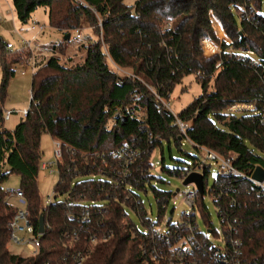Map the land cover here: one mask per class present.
Listing matches in <instances>:
<instances>
[{
    "label": "trees",
    "instance_id": "obj_1",
    "mask_svg": "<svg viewBox=\"0 0 264 264\" xmlns=\"http://www.w3.org/2000/svg\"><path fill=\"white\" fill-rule=\"evenodd\" d=\"M11 3L23 24L33 11L44 7L49 25L62 34L70 33L71 38L74 30L92 27L97 37L80 40L78 50L84 53L78 58L67 54L70 38L50 45L58 55L45 61L34 58L28 112L9 129L3 125V99L15 72L12 65L19 58L3 57L1 52L7 50L0 36V264H61L67 252L76 248L89 251L83 264H186L147 260V253L159 244L150 237L149 226L161 220L147 217L137 191L152 189L159 212H164L171 192L152 184L156 179L152 156L163 149L164 141L182 144L174 114L158 97L167 100L174 85L194 74L202 92L177 114L189 123V141L196 148L205 146L230 157L246 175L256 166L264 168V0ZM239 12L250 15L242 18ZM217 20L230 43L216 36H223ZM202 37L220 43L223 52L205 56ZM248 52L253 53L255 65L249 63ZM123 68H130L131 74L120 75L117 70ZM234 103H253L254 109L227 113ZM222 117H228V123ZM44 133L59 140L64 153L54 200L48 206L42 204L37 187ZM128 149L136 152L135 159L125 183L112 188L110 183L123 176L120 170ZM72 160L75 168L68 171ZM207 172L205 165L204 185ZM11 174L19 177L18 188L35 231L39 216L44 217L41 246L34 255L16 254L8 246L9 222L16 207L8 200L4 182ZM208 192L221 234L241 241L240 264H264V196L258 187L244 177L218 174ZM127 207L137 213L143 229L129 217ZM196 209L214 234L203 197ZM73 235L86 245L73 242ZM91 235L103 239L92 243ZM210 246L202 247L200 264H211Z\"/></svg>",
    "mask_w": 264,
    "mask_h": 264
},
{
    "label": "rangeland",
    "instance_id": "obj_2",
    "mask_svg": "<svg viewBox=\"0 0 264 264\" xmlns=\"http://www.w3.org/2000/svg\"><path fill=\"white\" fill-rule=\"evenodd\" d=\"M8 1L10 0H0V7L2 9L3 16L0 20V36L5 43L10 42L14 47L11 49L12 52H1V54L7 60L19 58V61L12 65L15 72L14 75L9 79L8 85L6 87V94L3 99V125L6 128L12 129L20 121L22 117L21 111L27 109L30 103V84L33 71L31 59L28 57L33 55L36 61H45L52 55H58V53L52 52L50 45L52 43L63 41L64 34L49 25L47 9L44 7H39L33 11L30 19L24 24L19 22L15 17L11 19ZM134 1L135 0H124L126 4H133ZM239 14L241 15L240 12ZM247 14L249 15L250 13ZM211 16H213V14H211ZM35 22L44 27V30L38 33L36 36H34V29L31 28ZM220 29L222 35L224 36H221V38L226 43H230V40L225 37V33L221 27ZM80 32H82L85 37L88 36L90 39H92V37H97L92 27L81 28ZM73 36L74 33H72L70 40L67 41V54L78 58L84 52L82 50H78L80 40L74 39ZM216 36L218 37L217 33ZM22 40H29L31 42V52L27 51L29 52L27 58L25 57V52L14 53L15 49H19L23 45ZM252 57L255 58L254 56ZM117 71L120 75L131 74L130 68H123ZM1 74L2 72L0 63V80ZM201 92L202 89L200 84L195 80V75L191 73L184 76L181 83L174 85L169 98L164 100L169 103L170 111L174 114H178L187 104L193 100L194 97L198 96ZM7 111H12L9 118H6ZM228 121V117H222V122L228 123ZM43 135L44 136L42 137L41 142V161H54L55 158L53 156L52 138L49 134L44 133ZM262 156L264 158V155ZM152 157L156 162L155 168L153 170L156 179L153 180L154 183L152 184H154V186L160 191L171 192V195L166 209L161 214L159 212L158 203L152 189L148 188L146 192L139 190L137 192L142 201V205L147 212V217H149L151 220H156L157 217H160L162 224L167 221H178L182 217V212L188 208V205L183 199V195L192 187L191 185H184L182 183V178L173 174L172 171L195 166L194 163L198 159L202 158V151L194 147V145L187 139H183L180 146L176 145L173 141L170 143L164 141L163 149H157L154 151ZM204 165L208 166V172L206 175V183L204 185L205 194L203 196V202L206 206V212L208 213L207 220L212 223V228L216 230L214 234L209 232V235L211 239H214V242L221 244V225L216 211V206L208 192L219 173V169L210 161H207ZM57 181L58 174L55 164H53L51 168L48 167L46 170L41 169L39 171L37 177V187L42 204L45 203L49 196H52V192ZM4 187L17 189L19 187V177L16 174H11L4 182ZM176 189H179V192L176 193ZM8 200L13 206L17 208L23 207L18 202V199L14 196H9ZM126 212L133 222L137 224L140 229H143L137 213L129 207H127ZM196 219L199 229L206 233L208 231V223L198 210ZM8 246L9 249L16 254L27 255L28 253L22 245H14L9 243Z\"/></svg>",
    "mask_w": 264,
    "mask_h": 264
},
{
    "label": "built area",
    "instance_id": "obj_3",
    "mask_svg": "<svg viewBox=\"0 0 264 264\" xmlns=\"http://www.w3.org/2000/svg\"><path fill=\"white\" fill-rule=\"evenodd\" d=\"M250 15V14H249ZM245 13V15H241L242 18H247L249 16ZM213 25V24H212ZM98 26L101 27V22L98 23ZM220 26V24H219ZM221 27V26H220ZM32 29H36L38 32L43 30V26L39 25L35 22L32 26ZM214 28V26H213ZM215 30V29H214ZM74 39L76 40H85L88 41L90 38L88 36H84L80 29L74 30ZM219 40L224 41L221 37ZM23 45L19 49H15L14 53L19 52H31V42L29 40H22ZM229 43V42H228ZM200 46L205 56L211 55H220L223 52L222 45L218 42L213 41L209 37H202L200 39ZM13 44L8 42L6 43V50L8 52H12ZM103 48L106 50L105 45ZM250 55L249 63L251 65L256 64V60L252 57L253 53L248 52ZM239 57V56H238ZM31 59L32 63V71L35 67L34 56L31 55L28 57ZM26 62V61H25ZM220 62L216 64V67H219ZM121 70V69H119ZM162 102L164 107L170 110V105L164 99L158 97ZM254 109L253 103H234L229 105L226 108L227 113H236L243 110H251ZM28 112V108L21 111V115L24 117ZM12 111L6 112V118L10 117ZM174 114V113H173ZM175 116V124L178 127L180 137L182 141L183 139H189L186 136V131L189 127V123L180 119L177 114ZM53 147V156L55 158L54 161H41L39 168L40 170H46L48 167L51 168L53 164L56 165L57 174L60 172V165L64 163V153L62 149L61 142L59 140H52ZM198 149L202 151V158L197 160V164L193 167H187L184 169L173 170L172 173L181 177L182 181L192 172H199L203 174L204 164L207 161H210L212 164H215L219 169V175L223 177H244L251 182H253L259 190V193L264 196V181L258 182L251 178V173L246 175L239 171L232 163V159L230 157L223 156L216 151H213L205 146H200ZM127 158L122 162V169L120 173H123V176H120L119 179L110 183V187L116 188L120 184L125 183V177L127 176L128 166L135 159L136 152L128 149L127 150ZM74 161L66 166V170L72 171L74 166ZM72 165V166H71ZM59 166V167H58ZM155 168V166H154ZM52 170V169H50ZM154 170V169H153ZM119 173V172H118ZM191 189L188 190L183 195V199L185 203L188 205V208L182 212V217L178 221H167L164 224L160 221L159 224L155 225L151 222L149 226L150 237L152 240L158 241L159 244L156 248H153L151 252L147 253V260L152 261H160L167 260L169 262H177L186 264H200L203 263L204 250L203 246L205 244H211L208 248V258L210 259L211 264H240V243L241 241L238 238L230 237V236H221V244H217L214 242V239L210 238L208 230L206 233L201 231L198 227L197 223V201L199 197L204 196V183H203V195L201 196L195 186V184H190ZM9 196H14L18 199V202L23 206L22 208L16 207V212L11 218L9 222L10 228V243L14 245H22L27 250V255H34L38 253L41 240L40 236L43 233H39L34 230V226L32 220L30 219L29 210L27 208L26 198L22 191L12 188H6ZM225 191V190H223ZM176 194V193H175ZM174 194V195H175ZM54 200V191L52 192V196H49L43 205L48 206ZM221 215V213H220ZM223 220V217L220 218ZM157 221V218L156 220ZM39 227V225H38ZM44 227V222H43ZM45 228V227H44ZM154 228V229H152ZM103 238L97 235H91L90 241L92 243L100 242ZM71 240L73 242H80L82 245H86L85 240L81 241L78 236L73 235ZM146 252V249H145ZM88 250L83 248H76L72 251H68L67 254L63 258V262L61 264H83ZM207 264V263H206Z\"/></svg>",
    "mask_w": 264,
    "mask_h": 264
},
{
    "label": "water",
    "instance_id": "obj_4",
    "mask_svg": "<svg viewBox=\"0 0 264 264\" xmlns=\"http://www.w3.org/2000/svg\"><path fill=\"white\" fill-rule=\"evenodd\" d=\"M69 38H70V33L64 34L63 39H69ZM179 140H181V137H179ZM251 178L258 182L264 181V168L261 166H256L251 173ZM182 183L186 186L192 183L195 184L199 194L201 196L203 195V174L202 173L192 172L182 181ZM177 190L178 189H176V192ZM43 222H44V217L43 215H40L39 216V227H38L39 233L44 232Z\"/></svg>",
    "mask_w": 264,
    "mask_h": 264
},
{
    "label": "crops",
    "instance_id": "obj_5",
    "mask_svg": "<svg viewBox=\"0 0 264 264\" xmlns=\"http://www.w3.org/2000/svg\"><path fill=\"white\" fill-rule=\"evenodd\" d=\"M8 8H9V10H10V14H11V19H13L14 17H15V14H14V12H13V8H12V3H11V0L10 1H8ZM1 17H3L2 16V9H1V7H0V20H1ZM16 18V17H15ZM218 21V20H217ZM218 23H219V21H218ZM220 24V23H219ZM44 30V29H43ZM42 30V31H43ZM34 31H35V34H34V36H36L38 33H40V32H42V31H40V32H38L36 29H34ZM44 135L42 134V136H41V142H42V137H43ZM41 144V143H40ZM42 147V146H41ZM42 150V149H41Z\"/></svg>",
    "mask_w": 264,
    "mask_h": 264
}]
</instances>
